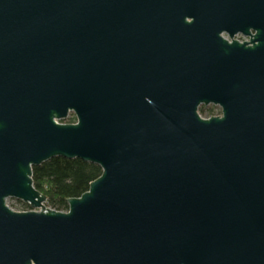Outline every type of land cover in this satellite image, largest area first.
Instances as JSON below:
<instances>
[{"label":"water","instance_id":"water-1","mask_svg":"<svg viewBox=\"0 0 264 264\" xmlns=\"http://www.w3.org/2000/svg\"><path fill=\"white\" fill-rule=\"evenodd\" d=\"M0 264H264V0H0Z\"/></svg>","mask_w":264,"mask_h":264},{"label":"trees","instance_id":"trees-1","mask_svg":"<svg viewBox=\"0 0 264 264\" xmlns=\"http://www.w3.org/2000/svg\"><path fill=\"white\" fill-rule=\"evenodd\" d=\"M199 111L203 112V108ZM59 122L72 124L75 118ZM100 175L99 166L79 159L56 157L40 166L32 167L33 186L45 196L49 208L61 212L67 211L68 199L79 198ZM23 205L29 208L28 205Z\"/></svg>","mask_w":264,"mask_h":264},{"label":"rangeland","instance_id":"rangeland-1","mask_svg":"<svg viewBox=\"0 0 264 264\" xmlns=\"http://www.w3.org/2000/svg\"><path fill=\"white\" fill-rule=\"evenodd\" d=\"M235 39H237L238 41H241V42L248 40L247 38H244L241 35L235 37ZM200 108H203V112L199 111L200 116L202 118L221 114V109L219 107H216V106L208 105L206 107L201 106V107H199V109ZM72 117H74V115L71 113V114H69V117L64 121H67V120L71 119ZM6 201L13 211H30L31 210L30 207L28 208V207L24 206L23 205L24 203H22L19 200L9 198ZM43 205L48 206L46 203H44Z\"/></svg>","mask_w":264,"mask_h":264},{"label":"built area","instance_id":"built-area-1","mask_svg":"<svg viewBox=\"0 0 264 264\" xmlns=\"http://www.w3.org/2000/svg\"><path fill=\"white\" fill-rule=\"evenodd\" d=\"M225 38H227L226 36H224Z\"/></svg>","mask_w":264,"mask_h":264}]
</instances>
